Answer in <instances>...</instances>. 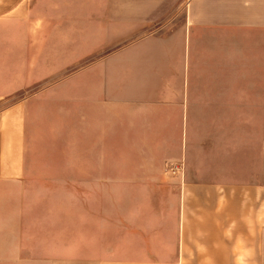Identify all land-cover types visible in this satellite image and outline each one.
<instances>
[{
	"label": "crops",
	"instance_id": "1",
	"mask_svg": "<svg viewBox=\"0 0 264 264\" xmlns=\"http://www.w3.org/2000/svg\"><path fill=\"white\" fill-rule=\"evenodd\" d=\"M10 22L87 27L93 184L114 169L120 184L151 185L177 167L166 179L179 187L178 241L140 264H264V0H0ZM8 73L0 179L14 169Z\"/></svg>",
	"mask_w": 264,
	"mask_h": 264
},
{
	"label": "rangeland",
	"instance_id": "2",
	"mask_svg": "<svg viewBox=\"0 0 264 264\" xmlns=\"http://www.w3.org/2000/svg\"><path fill=\"white\" fill-rule=\"evenodd\" d=\"M86 33L85 25L0 23L14 167L0 179V264H140L150 255L161 261L178 241L179 187L166 179L177 171L151 185L120 184L114 169L112 184L87 176L102 154L87 140ZM238 220L244 229L245 217ZM208 236L246 241L242 232ZM119 244L126 250L111 248Z\"/></svg>",
	"mask_w": 264,
	"mask_h": 264
},
{
	"label": "built area",
	"instance_id": "3",
	"mask_svg": "<svg viewBox=\"0 0 264 264\" xmlns=\"http://www.w3.org/2000/svg\"><path fill=\"white\" fill-rule=\"evenodd\" d=\"M173 171H177V167L176 168H174V169H172Z\"/></svg>",
	"mask_w": 264,
	"mask_h": 264
}]
</instances>
